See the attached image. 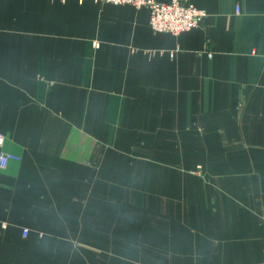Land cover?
<instances>
[{
    "label": "crops",
    "instance_id": "obj_1",
    "mask_svg": "<svg viewBox=\"0 0 264 264\" xmlns=\"http://www.w3.org/2000/svg\"><path fill=\"white\" fill-rule=\"evenodd\" d=\"M187 2L0 0V264H264V0Z\"/></svg>",
    "mask_w": 264,
    "mask_h": 264
},
{
    "label": "built area",
    "instance_id": "obj_2",
    "mask_svg": "<svg viewBox=\"0 0 264 264\" xmlns=\"http://www.w3.org/2000/svg\"><path fill=\"white\" fill-rule=\"evenodd\" d=\"M112 5L129 4L135 8H146L149 11V26L153 32L177 36L183 32L198 27L206 17L203 10L195 8L187 0H94ZM4 143V136L0 133V149ZM16 155L0 151V169L5 168L10 161H19ZM23 229V236L27 235Z\"/></svg>",
    "mask_w": 264,
    "mask_h": 264
},
{
    "label": "rangeland",
    "instance_id": "obj_3",
    "mask_svg": "<svg viewBox=\"0 0 264 264\" xmlns=\"http://www.w3.org/2000/svg\"><path fill=\"white\" fill-rule=\"evenodd\" d=\"M206 13V12H205ZM152 30V29H151ZM156 33V32H155Z\"/></svg>",
    "mask_w": 264,
    "mask_h": 264
}]
</instances>
